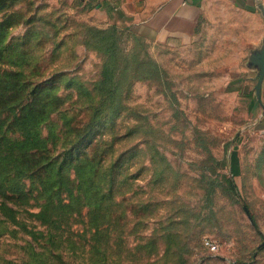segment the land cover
Returning <instances> with one entry per match:
<instances>
[{
    "label": "rangeland",
    "instance_id": "374dc122",
    "mask_svg": "<svg viewBox=\"0 0 264 264\" xmlns=\"http://www.w3.org/2000/svg\"><path fill=\"white\" fill-rule=\"evenodd\" d=\"M100 1L0 0V73L30 81L43 103L52 85L60 97L35 129L44 146L31 152L42 165L62 161V111L81 110L78 119L88 104L76 93L98 100L104 57L83 45L86 28L114 27L120 53L137 61L116 111L97 121L118 159L105 214L93 219L84 207L67 221L42 222L33 215L42 199L23 176L22 203L0 197V264H264V131L248 112L253 92L233 90L247 83L246 62L213 38L188 46L148 41L107 16ZM146 61L152 72L142 78ZM66 75L77 81L70 89ZM14 98L0 99V131L21 140L11 125Z\"/></svg>",
    "mask_w": 264,
    "mask_h": 264
},
{
    "label": "trees",
    "instance_id": "16d2710c",
    "mask_svg": "<svg viewBox=\"0 0 264 264\" xmlns=\"http://www.w3.org/2000/svg\"><path fill=\"white\" fill-rule=\"evenodd\" d=\"M3 35L4 30H0V52ZM118 40L114 27L86 28L82 38L83 45L85 48L98 50L104 57L100 77L95 81L98 100L92 102L90 91L77 92V101L81 97L88 99L83 116L76 118L81 110L70 112L67 108L62 111L63 122L67 126L68 139L65 138V141L68 145H65L67 150L60 162L56 161L57 157H52L42 165L31 152L44 146V141L35 129L48 119V113L60 100L53 88L56 86L46 89L49 101L43 103L41 90L28 88L30 81L14 73H0V99L6 100L10 95H15L16 112H13L11 125L22 137L21 140H15L0 131V197L11 194L22 203L28 194L22 189L18 179L29 177L31 187L37 190L36 196L42 199L40 204L37 203L38 211L33 215L42 222L54 225L67 221L71 216L80 215L84 207L88 208L87 215L93 219L101 218L106 212L105 205L111 199L109 192L118 178V172L115 171L118 159L112 156V141H103L97 121L101 116L111 115L116 111V106L121 102L122 86L126 80L135 77L134 73H128V67L137 62L134 56L127 60L120 53ZM123 60L124 63L121 64ZM145 64L148 69H144L141 77L149 78L151 63L146 61ZM63 84L65 89H70L77 81L74 77L67 76ZM32 90H35V100L29 101L28 94ZM7 107L10 109V105ZM119 183L123 184L124 181ZM1 204L5 206L6 212L11 211L7 205Z\"/></svg>",
    "mask_w": 264,
    "mask_h": 264
},
{
    "label": "crops",
    "instance_id": "0c3cea01",
    "mask_svg": "<svg viewBox=\"0 0 264 264\" xmlns=\"http://www.w3.org/2000/svg\"><path fill=\"white\" fill-rule=\"evenodd\" d=\"M259 2L264 4V0H101L97 6L148 41L188 46L200 38H213L236 47L240 61L247 62L263 46L264 18ZM241 71L247 83L233 90L246 95L253 92L248 112L254 117L253 127L264 131V76L258 101L256 70L245 65Z\"/></svg>",
    "mask_w": 264,
    "mask_h": 264
},
{
    "label": "water",
    "instance_id": "95a60500",
    "mask_svg": "<svg viewBox=\"0 0 264 264\" xmlns=\"http://www.w3.org/2000/svg\"><path fill=\"white\" fill-rule=\"evenodd\" d=\"M257 7L264 18V4L259 2ZM246 66L250 69L256 70L257 82L255 85V94L257 100L260 101V84L264 76V40L263 46L249 57Z\"/></svg>",
    "mask_w": 264,
    "mask_h": 264
},
{
    "label": "built area",
    "instance_id": "2783aa9c",
    "mask_svg": "<svg viewBox=\"0 0 264 264\" xmlns=\"http://www.w3.org/2000/svg\"><path fill=\"white\" fill-rule=\"evenodd\" d=\"M204 243H205V245H206V247L208 248V249H210V250H216L217 249V243L214 241V240H212V239H206L205 241H204Z\"/></svg>",
    "mask_w": 264,
    "mask_h": 264
}]
</instances>
